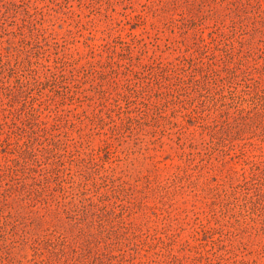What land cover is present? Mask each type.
Masks as SVG:
<instances>
[{
    "label": "rangeland",
    "instance_id": "1",
    "mask_svg": "<svg viewBox=\"0 0 264 264\" xmlns=\"http://www.w3.org/2000/svg\"><path fill=\"white\" fill-rule=\"evenodd\" d=\"M0 264H264V0H0Z\"/></svg>",
    "mask_w": 264,
    "mask_h": 264
}]
</instances>
